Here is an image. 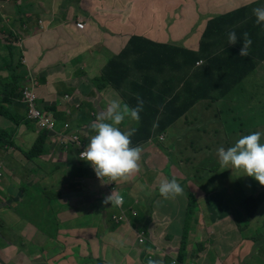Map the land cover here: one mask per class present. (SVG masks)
Segmentation results:
<instances>
[{
	"label": "crops",
	"instance_id": "crops-1",
	"mask_svg": "<svg viewBox=\"0 0 264 264\" xmlns=\"http://www.w3.org/2000/svg\"><path fill=\"white\" fill-rule=\"evenodd\" d=\"M168 1L32 0L29 7L22 6L24 24H14L8 32L17 34L19 43H0V64L5 62L0 66V75L7 78L5 67L14 63L26 84H37L39 105L43 111L55 115L57 133L47 135L40 154L33 156L40 137L36 127L32 124L17 127L0 118V131L7 134L9 143L3 145L0 141V163L13 167L12 186L23 188L24 197L27 193L32 196L26 201L36 221L53 222L48 227H55L49 229L50 237L34 229L17 211L13 212L7 237H17L21 247L12 245L17 240H7L11 241V246L0 248V264H12L11 258L16 255L26 258L21 264H147L149 259L161 264L175 261L178 264L182 243L186 251L185 264H258L255 257L262 258L264 264V237L255 234L259 226L256 213L246 215L241 210L240 190L215 196L217 192L208 193L209 190L194 186L185 171L170 163L169 153L165 156L156 152L155 140L140 146V171L120 186L116 181L106 183V178L98 179L91 166L80 160L79 148H64L60 144L59 132L64 124L77 130L81 139L88 140L95 134L90 125L107 109L113 94L120 97L111 87L99 91L95 82L102 78L110 61L128 46L131 38L173 44L169 43L170 34L174 39L177 29L170 30L172 4ZM214 2L222 5L220 0ZM13 3L14 0H0V19L6 22L13 19ZM197 7L200 8V1L199 6L193 3L194 11L186 13L181 21L187 33L189 27L185 20L197 22L194 27L202 22L199 31L207 20L206 14L214 10L202 4V13ZM79 21L85 23L84 31L76 29ZM172 23L175 24L174 18ZM0 31L3 35L7 33L3 27ZM21 32H24L22 39ZM157 36L161 40L154 38ZM12 45L20 55L16 56L15 49L9 48ZM86 72H90L89 76ZM77 80L82 83L70 88L69 83ZM59 86L60 94L56 91ZM126 93L130 95L129 90ZM120 102L124 104L122 97ZM12 106V113L26 119V111L19 102ZM131 124L135 125V121L131 120ZM152 157H160L161 161L158 163ZM173 178L184 188V194L164 200L159 195V184ZM112 191L119 192L124 199L127 222L122 225L112 221L114 216L120 215L116 206L103 203ZM212 196L217 199L214 204ZM6 197L7 201L3 197L0 201L8 207L0 211L12 210L13 205L16 208V204H12L17 203L14 197L11 200ZM191 198L192 204L189 203ZM34 200L37 203H33ZM23 204L25 207L24 202L20 205ZM249 217L250 223L247 222ZM143 233L145 241L140 243Z\"/></svg>",
	"mask_w": 264,
	"mask_h": 264
},
{
	"label": "trees",
	"instance_id": "trees-1",
	"mask_svg": "<svg viewBox=\"0 0 264 264\" xmlns=\"http://www.w3.org/2000/svg\"><path fill=\"white\" fill-rule=\"evenodd\" d=\"M257 7H264V0L229 12L225 7L216 8L206 14L207 20L196 34L202 36L204 40L199 52L206 53L204 48L206 41H213L212 44L218 46L228 40V33L232 31L236 32L238 42L236 45L225 44L221 51L207 57V65L201 70L197 69V64L201 62L198 52L169 44H157L140 37L130 39L126 49L110 61L102 78L98 79L101 82L98 86L99 91L111 87L130 108L136 107L137 97L143 101V109L139 113L140 119L137 122L138 128H135L131 122L130 128H125L124 124H121V131L135 129L130 146L140 147L154 142L159 137L158 134L161 136L166 134L168 129L178 123L188 124L190 111L196 105L205 103L215 106L218 101H222L221 96L226 98L241 86L251 99H257L256 89L261 85L258 67L264 62V24L255 23L256 17L252 11ZM245 32L248 33L252 44L248 56L241 58L239 50ZM9 48L15 49L16 56L20 55L16 48L11 46ZM5 69H8L7 78L10 81H3L0 86V118L14 123L17 127L21 125L29 127L30 122L11 112L12 105L17 104L21 98L23 90L21 83L26 82L20 76L14 75L17 72L16 64L11 63ZM166 73L174 74L166 77L164 75ZM159 76L166 79L162 82V88L159 85L161 81ZM126 90H129L130 95ZM258 113L262 118L263 112ZM129 120L130 118L126 117L125 121ZM46 136V133L40 134L32 151L33 156L40 154ZM6 138L7 134L0 131V141L3 145L9 144ZM2 197L7 201L6 196ZM189 203H193V198ZM7 207V204L0 201L1 209ZM184 252L185 246L182 243L178 264L186 263ZM176 263L175 261L174 264Z\"/></svg>",
	"mask_w": 264,
	"mask_h": 264
},
{
	"label": "rangeland",
	"instance_id": "rangeland-1",
	"mask_svg": "<svg viewBox=\"0 0 264 264\" xmlns=\"http://www.w3.org/2000/svg\"><path fill=\"white\" fill-rule=\"evenodd\" d=\"M199 1H200V8L199 7L197 8L201 9L202 13H204V9L201 8L202 4H205L208 8L214 10L216 8L225 7L227 9V12H229L230 10H234L235 8L239 9L241 7L247 6L251 2L258 0H245V1L220 0L221 4H223L224 6L222 5L219 6V3H215L214 0H169L168 1L169 3L172 4L169 10V15L172 14L170 16L171 21H169L170 30L171 28L172 30L177 29V34L174 36V39H172L170 34L169 43H173L171 46H175L183 49H190L195 52H198L199 56L201 57V61L203 62V65L201 66L200 63L197 66V69L201 70L204 69L207 65L206 63L207 57H210V55L214 56V53L221 51L223 46H225V44L228 45L229 43L228 40H226L225 42H222L220 43V45L216 46V44H212L213 41H208V42L206 41L204 47L206 49V53L199 52L200 45L201 43H203L204 40L202 36L199 37L196 35L198 33L197 29L202 24V22L199 21L198 14H197V19L200 24L195 27L194 25L197 22L193 23L192 20H188V19L185 20L187 21L186 24L189 27L188 33L185 31L187 27L181 26V21L184 15L188 12L194 11L191 7L193 3H196V5L199 6ZM31 2L32 0H14L13 5H14L15 16L13 17V19L10 22H6L0 19V28L3 27L4 31L7 32L4 33L6 35H3V32L0 31V43L4 41H8L12 44H16V42L19 43V38L16 39L15 37L18 35L17 34L14 35L8 32L11 31L14 24H18V25L24 24L23 21L24 14L22 13V6L23 8L25 6L29 7L31 5ZM164 2H167V0H164ZM173 18L175 19V24L172 23ZM4 27H6V29ZM23 35L24 32H21V35L19 34L20 39L23 38L22 37ZM154 38L161 40V38H159L158 36ZM188 40L189 42L187 44L186 41ZM23 42H25L24 39ZM12 46L16 47L14 45ZM4 64L5 62L0 64V66H4ZM85 71H89V70H85ZM89 73L90 72H86L85 74L89 76ZM174 73H169V74L166 73L164 75L168 77ZM14 75L20 76L18 72H16ZM258 77L261 85L259 89H256L257 99L255 98L251 99L250 95H247L245 89L241 86L235 90L234 94L231 93L226 98L221 96L220 99L222 101L220 102L218 101V103L215 106L205 103H200L196 105L192 111H190L189 114L190 119L187 120L189 122L188 124H185L184 122H183L184 124L178 123L176 126H173L174 128L172 127L168 129L166 134L162 136L158 134L157 136L159 137L155 141L154 148L156 152L160 153L161 155L167 156V153H169L170 155L167 156V158L169 159L170 163L172 165H175L180 170L185 171V173L189 177L188 180H191L194 186L197 187L199 186L200 188H203V190L206 191L209 190L207 191L208 193H210L211 190L212 193L217 192L215 196H218L222 192L229 193L240 190L241 192L240 200H242L243 197L242 201L239 200V205L241 210L244 211L246 215L253 214L254 216L256 213V223L259 226L255 234L257 237H264V216H263L264 186H261L258 181H256L251 177L239 176L241 173L232 171L231 169L222 168L219 164V159L217 155V150L220 147H224L225 149H227L228 147L232 146L240 137L244 135L252 134L253 132H257V131L261 132L262 133L261 143H264V62L259 64ZM164 80L166 79L161 78L159 84L161 85V88H162V82ZM3 81L8 82L10 81V79L0 75V86L3 83ZM178 82L180 81L178 80ZM76 83L79 84L82 83V81H78V80L73 81L69 83V87L73 88ZM100 83L101 82L97 80L96 87L99 86ZM28 84L30 83L27 84L21 83V88H25V86H27ZM59 90H60V86L56 88V91L59 92L60 94ZM113 96L114 97L112 98L111 102L114 100L120 101V97L116 96V94H113ZM0 102H1V97H0ZM123 103L125 104L126 102L123 100ZM258 112H263L262 118ZM253 119H255V121H252ZM88 120H90V118H88ZM130 122L131 119L129 121H124L123 127L125 128L129 127ZM135 128H138L137 121H135ZM151 159L155 160L156 158L152 157ZM156 160L159 163L161 161V158L159 157ZM13 175H14L13 167L10 164H4L1 162L0 191L4 195L8 196L10 200L12 197H14L13 201L17 203H12V204H16V208L13 205L12 210H6L5 212L0 211V231H1L0 236H2L0 237V248L11 246V241H7V240L13 239L17 241H14L15 243L12 245L19 249L21 247V242L18 241V238L7 237L8 233L11 231L8 225L10 223V217H12L13 219V212L15 213L17 211L20 216L25 217V219L28 222H31V225L34 226V229L36 228L40 229L42 233H48V236L50 237H52V235L49 229L51 228L54 229L55 225L49 228L48 226L52 225L53 222L51 224H48L44 220L41 222L36 221L35 217L33 216L35 213L28 208V205L30 203L29 201H26L27 199L31 200L32 196L30 195V193H27L24 197L25 191H23L24 190L23 188L14 185L12 186L14 182V178L12 177ZM165 175H167V172ZM131 178L132 177H130L129 179ZM116 182H117L116 185L118 186H120L121 183L122 184L124 183L120 181H116ZM234 182H236L237 184L234 185ZM188 183L189 181L186 182V185L189 187ZM118 186L116 187L117 189H119ZM25 190L29 191L30 189H25ZM1 198L2 196L0 193V199ZM212 200H213V204L217 201L216 197L214 196H212ZM22 202L25 203V207H23L24 204L20 205ZM33 203H37V200H34ZM135 205L137 207L139 205V201L135 203ZM227 205L230 208L231 202L227 201ZM231 208L233 209V207ZM123 210L125 214H127V210L124 209V204H123ZM254 210L255 212H253ZM112 221L116 225H122V223H117L116 221H114L113 218ZM251 221L252 219L251 217H249L247 222L250 223ZM206 223H208L207 219H206ZM143 236L145 237L144 233L141 234L140 237ZM41 237H43V235H41ZM44 250H46V248H43V251ZM16 257L17 255L11 258L14 261L12 262V264H21L23 260H26V258L21 255H19L17 258ZM2 258L5 259L6 257L2 255ZM45 259L46 258L44 257V260ZM255 259L258 264H263L262 258L255 257Z\"/></svg>",
	"mask_w": 264,
	"mask_h": 264
},
{
	"label": "clouds",
	"instance_id": "clouds-1",
	"mask_svg": "<svg viewBox=\"0 0 264 264\" xmlns=\"http://www.w3.org/2000/svg\"><path fill=\"white\" fill-rule=\"evenodd\" d=\"M252 11L256 17L255 23L258 25L264 24V7H257ZM227 39L230 45H236L238 42L235 31L229 32ZM251 44L252 41L248 33H243V42L239 50V56L241 58L248 56ZM200 63L201 66L203 65L201 61L197 66ZM142 109L143 101L139 97H137L136 107L133 108H130L127 104L122 105L120 101L114 100L108 105L105 111L97 116L96 121L90 125L91 130L95 134L91 135L88 140L81 139L87 145L79 153L80 160L87 162L95 172L96 177L101 181L106 178L108 181L106 183L115 181L126 182L130 177L140 171L139 161L141 159L142 149L139 146H130L132 143L131 137L135 129L121 131L119 125L125 121L126 117L139 122V113ZM51 114L54 115L53 113ZM54 118L56 121L55 115ZM31 124L36 127L39 135L41 133H46L50 136L54 135L41 132L38 130L36 124ZM70 128L72 131L78 132L71 126ZM261 136V132H253L252 134L240 137L227 149L220 147L217 150L220 166L241 173L239 176L251 177L258 181L261 186H264V143H261ZM158 191L164 200H169L183 195L185 190L173 178L170 181L167 179L162 180L159 184ZM123 202V196L119 192L113 191L103 201L105 204L110 203L115 206H122ZM147 264H161V262L149 259Z\"/></svg>",
	"mask_w": 264,
	"mask_h": 264
},
{
	"label": "built area",
	"instance_id": "built-area-1",
	"mask_svg": "<svg viewBox=\"0 0 264 264\" xmlns=\"http://www.w3.org/2000/svg\"><path fill=\"white\" fill-rule=\"evenodd\" d=\"M76 29L79 31H84L86 29L85 23L79 21L76 23ZM37 84L31 82L22 90V95L19 100L20 104L24 107L26 111V118L29 122L37 125L38 130L41 132H47L50 134H56V121L54 115L49 112H45L41 109L39 105V100L36 94ZM66 100L70 99L69 97L65 98ZM60 144L63 145L64 148L75 146L80 149V151L84 150V147L87 145L85 141L81 140V134L76 131H72L70 126L66 124L59 132ZM118 211L120 212L119 216H114L113 220L117 223H126L127 219L125 216V212L123 211L122 206H116ZM145 237H140L139 242L144 243Z\"/></svg>",
	"mask_w": 264,
	"mask_h": 264
}]
</instances>
